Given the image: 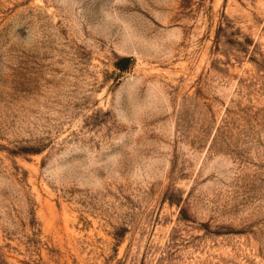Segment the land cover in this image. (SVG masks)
<instances>
[{
  "label": "rangeland",
  "instance_id": "1",
  "mask_svg": "<svg viewBox=\"0 0 264 264\" xmlns=\"http://www.w3.org/2000/svg\"><path fill=\"white\" fill-rule=\"evenodd\" d=\"M0 264H264V0H0Z\"/></svg>",
  "mask_w": 264,
  "mask_h": 264
}]
</instances>
